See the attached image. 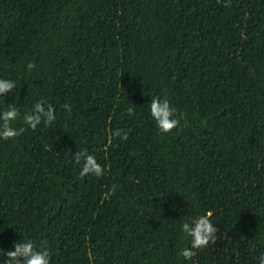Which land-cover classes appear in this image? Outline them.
Wrapping results in <instances>:
<instances>
[{"label": "trees", "instance_id": "1", "mask_svg": "<svg viewBox=\"0 0 264 264\" xmlns=\"http://www.w3.org/2000/svg\"><path fill=\"white\" fill-rule=\"evenodd\" d=\"M0 264H264V0H0Z\"/></svg>", "mask_w": 264, "mask_h": 264}]
</instances>
